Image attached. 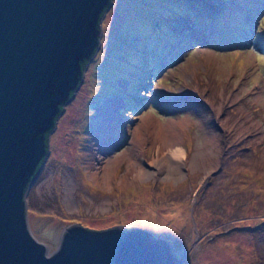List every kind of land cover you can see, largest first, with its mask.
Here are the masks:
<instances>
[{"label": "rangeland", "instance_id": "obj_1", "mask_svg": "<svg viewBox=\"0 0 264 264\" xmlns=\"http://www.w3.org/2000/svg\"><path fill=\"white\" fill-rule=\"evenodd\" d=\"M110 4L26 195L31 234L51 253L72 224L136 227L179 264H264V0Z\"/></svg>", "mask_w": 264, "mask_h": 264}, {"label": "water", "instance_id": "obj_2", "mask_svg": "<svg viewBox=\"0 0 264 264\" xmlns=\"http://www.w3.org/2000/svg\"><path fill=\"white\" fill-rule=\"evenodd\" d=\"M110 3L0 0V264H179L166 241L136 227L72 224L51 253L28 227L26 195Z\"/></svg>", "mask_w": 264, "mask_h": 264}, {"label": "bare ground", "instance_id": "obj_3", "mask_svg": "<svg viewBox=\"0 0 264 264\" xmlns=\"http://www.w3.org/2000/svg\"><path fill=\"white\" fill-rule=\"evenodd\" d=\"M197 34H194V37H196L197 38ZM115 104H112V106L111 107H113ZM114 108H115V106H114ZM103 116H102V118H104V119H101V121H100V123H102V122H104L105 123V120H107L106 121V123L107 124H109L110 122V120H109V117H111L112 118V116H113V114H114V110H111V108H110V105H108V107H106V108H103ZM99 123V121H97V123L96 124H98ZM169 134H170V136H172V130L171 131H169ZM173 137V136H172ZM174 141V139L171 141V142H173ZM182 150L180 151L179 149H178V147L176 148V149H174V156L176 157V158H180L181 157V155H182ZM183 156V155H182ZM96 156H95V153L93 152V151H91L90 152V154L87 156V158H86V160H85V162H86V164L88 165V167L89 168H92L93 169V167H92V161L94 160V158H95ZM120 157H128L129 158V165H131L132 163H135L136 162V160L133 158V156L131 155V153H123L122 154V156H120ZM103 168H106V167H103ZM95 171H93L92 173H91V176H93V177H97V172L98 171H96V169H94ZM102 170V169H101ZM104 171H105V169H103L102 170V172L100 171V176H99V179L100 180H106V178H107V176H106V174L104 173ZM145 175V172H144V170L140 167V169H139V171L137 172V176L138 177H143Z\"/></svg>", "mask_w": 264, "mask_h": 264}, {"label": "trees", "instance_id": "obj_4", "mask_svg": "<svg viewBox=\"0 0 264 264\" xmlns=\"http://www.w3.org/2000/svg\"><path fill=\"white\" fill-rule=\"evenodd\" d=\"M103 16V15H102ZM181 17H185V18H190L189 16H181ZM235 22V20L234 21H229L228 22V24L230 25V24H232V23H234ZM224 23H226V22H224ZM146 24H148V23H146ZM152 26H154V25H150L149 24V26H148V30H147V32H145V36H141L142 38H143V43H141V45L142 46H144L145 45V50L144 49H141L143 52H144V54H147V52H146V47L147 48H149V45L151 44V43H149L151 40H149L148 38L150 37V34H151V27ZM234 33H235V31L232 29V30H230V31H227V33H225V34H223L222 35V38L224 39V40H228V41H226V42H224L223 44H225V45H231V42L233 41V39H234V37H233V35H234ZM152 35V34H151ZM154 37V36H153ZM158 40H160V38H158ZM161 41V40H160ZM159 41V42H160ZM149 43V44H148ZM144 44V45H143ZM146 44H148L147 46H146ZM145 61V60H144ZM88 63H89V61H85V62H83L82 64H81V68H82V70L85 72V70H86V67L88 66ZM142 64V63H141ZM147 64V62L145 63V65ZM142 67H145L144 66V64H142ZM142 79H140V81L138 80V81H136L139 85L142 83V81H141ZM137 84V85H138ZM137 85H135V86H137ZM138 85V86H139ZM143 93H144V91H142L141 93H139V96L140 95H143ZM141 105H142V103H140V104H138V105H132V109L131 110H135L134 108L135 107H137L136 108V110L138 109V108H140L141 107ZM135 110V111H136Z\"/></svg>", "mask_w": 264, "mask_h": 264}]
</instances>
